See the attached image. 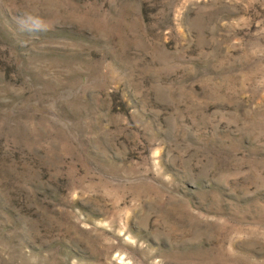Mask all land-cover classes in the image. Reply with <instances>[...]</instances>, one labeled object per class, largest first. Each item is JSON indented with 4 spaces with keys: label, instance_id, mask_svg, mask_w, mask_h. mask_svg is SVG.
<instances>
[{
    "label": "rangeland",
    "instance_id": "obj_1",
    "mask_svg": "<svg viewBox=\"0 0 264 264\" xmlns=\"http://www.w3.org/2000/svg\"><path fill=\"white\" fill-rule=\"evenodd\" d=\"M0 264H264V0H0Z\"/></svg>",
    "mask_w": 264,
    "mask_h": 264
},
{
    "label": "clouds",
    "instance_id": "obj_2",
    "mask_svg": "<svg viewBox=\"0 0 264 264\" xmlns=\"http://www.w3.org/2000/svg\"><path fill=\"white\" fill-rule=\"evenodd\" d=\"M18 24L22 28H33L39 26V21L35 20L32 16L27 15L25 17L18 19Z\"/></svg>",
    "mask_w": 264,
    "mask_h": 264
}]
</instances>
